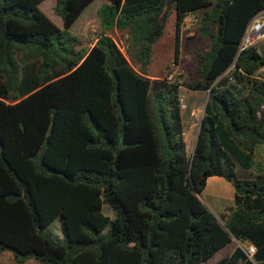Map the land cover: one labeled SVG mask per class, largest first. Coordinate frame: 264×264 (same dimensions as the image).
<instances>
[{"label":"trees","instance_id":"16d2710c","mask_svg":"<svg viewBox=\"0 0 264 264\" xmlns=\"http://www.w3.org/2000/svg\"><path fill=\"white\" fill-rule=\"evenodd\" d=\"M43 1L0 0V253L20 264H206L236 239L257 247L253 258L238 246L214 264H264V171H254L264 50H241L264 0H107L90 48L70 30L95 0H57L64 28ZM200 12L210 48L198 77L151 78L170 16L177 63L181 26ZM181 85L209 94L194 156ZM212 176L235 188L220 217L200 197ZM57 217L64 239L47 229Z\"/></svg>","mask_w":264,"mask_h":264},{"label":"rangeland","instance_id":"374dc122","mask_svg":"<svg viewBox=\"0 0 264 264\" xmlns=\"http://www.w3.org/2000/svg\"><path fill=\"white\" fill-rule=\"evenodd\" d=\"M57 0H44L40 4L41 10L60 28H64L63 20L56 13ZM107 0H95L89 5L70 30L82 40V45L92 47L101 30V19L99 9ZM202 12L189 15L181 26L180 30V56L175 61L176 53V14L173 13L166 25L165 33L155 44L150 65L149 75L151 78H164L172 76V82L183 84L186 81H193L198 77V53H205L210 48V41L205 39L200 32V17ZM264 19V13L262 15ZM108 34L115 40L120 49L132 62L131 56L127 53L126 36L123 32L114 28ZM260 51L264 50V40L253 44ZM134 65V64H133ZM135 66V65H134ZM137 68V67H136ZM208 93L206 91H193L186 86L180 87V101L183 115L184 138L187 147V153L190 156L193 153L197 140L201 118L205 112V105ZM255 173L264 171V146H259L255 154ZM225 185H219L212 182L201 194L203 203L218 217L225 213L234 205V187L225 180ZM103 212L105 215L115 218V211L104 204ZM55 236L64 239L66 236L62 227L61 217H57L47 228ZM111 229L109 225L106 230ZM235 249V243L232 242L227 247L219 251L212 263L220 260L224 256L230 255ZM0 253V264H20L14 259L9 262L5 256ZM26 264H43L42 262L31 259Z\"/></svg>","mask_w":264,"mask_h":264},{"label":"built area","instance_id":"2783aa9c","mask_svg":"<svg viewBox=\"0 0 264 264\" xmlns=\"http://www.w3.org/2000/svg\"><path fill=\"white\" fill-rule=\"evenodd\" d=\"M264 11L259 13L249 24L243 42L241 50L253 45L260 40H264V19L262 17ZM168 80L172 81V76L167 77ZM247 256L252 259L257 251V247L253 244L241 245Z\"/></svg>","mask_w":264,"mask_h":264},{"label":"crops","instance_id":"0c3cea01","mask_svg":"<svg viewBox=\"0 0 264 264\" xmlns=\"http://www.w3.org/2000/svg\"><path fill=\"white\" fill-rule=\"evenodd\" d=\"M226 179H224V178H222V177H218V176H212V177H209L208 178V180H207V186H206V188L205 189H207L208 188V186L210 185V183H211V181L212 182H215V183H218L219 185H225V183H226V181H225ZM229 182V181H228ZM231 183V182H230ZM232 184V183H231ZM233 185V184H232ZM234 187V186H233ZM201 197V196H200ZM235 206V188H234V205L232 206V207H234ZM232 207H230L225 213H223L222 215H225V214H228L229 213V210L232 208ZM221 215V216H222ZM233 242L235 243V249L238 247V246H240L241 247V245H248V244H253V243H251V242H244V243H241V241H238V240H236V239H234L233 240ZM231 244V243H230ZM254 245V244H253ZM227 247V246H226ZM224 249V248H223ZM235 249L233 250V252L235 251ZM222 250V249H221ZM220 250V251H221ZM219 252V251H218ZM217 252V253H218ZM232 252V253H233ZM2 254H6L5 256H6V258H8L7 260H9V262H12L11 260H13V258L11 257V254L9 253V252H1ZM231 253V254H232ZM230 254V255H231ZM230 255H227V256H230ZM216 256V255H215ZM224 257H226V256H224ZM223 257V258H224ZM215 258V257H214ZM213 258V259H214ZM213 259H211V260H213ZM222 259V258H221ZM29 260H31V259H29ZM29 260H27L26 262H28ZM211 260L210 261H208L206 264H214V263H212L211 262ZM219 261V260H218ZM26 262L25 263H23V264H26ZM217 262V261H216Z\"/></svg>","mask_w":264,"mask_h":264},{"label":"water","instance_id":"95a60500","mask_svg":"<svg viewBox=\"0 0 264 264\" xmlns=\"http://www.w3.org/2000/svg\"><path fill=\"white\" fill-rule=\"evenodd\" d=\"M208 98H209V94H208V96H207L206 105H207V102H208ZM206 105H205V109H206ZM205 109H204V110H205ZM201 123H202V121H201ZM201 123H200V126H201ZM199 131H200V127H199ZM198 137H199V132H198L197 139H198ZM196 144H197V140H196L195 147H194V150H193V156H194V153H195ZM192 158H193V157H192ZM241 243H244V241H241Z\"/></svg>","mask_w":264,"mask_h":264}]
</instances>
